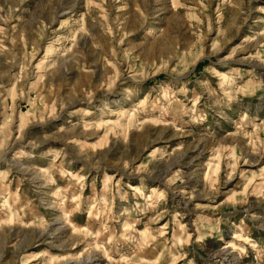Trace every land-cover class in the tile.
<instances>
[{"label": "rangeland", "instance_id": "rangeland-1", "mask_svg": "<svg viewBox=\"0 0 264 264\" xmlns=\"http://www.w3.org/2000/svg\"><path fill=\"white\" fill-rule=\"evenodd\" d=\"M0 264H264V0H0Z\"/></svg>", "mask_w": 264, "mask_h": 264}]
</instances>
